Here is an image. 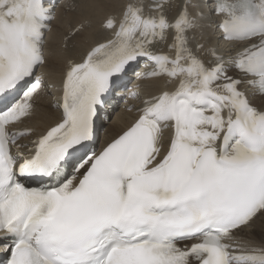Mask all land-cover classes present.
I'll return each mask as SVG.
<instances>
[{"label":"snow or ice","instance_id":"obj_1","mask_svg":"<svg viewBox=\"0 0 264 264\" xmlns=\"http://www.w3.org/2000/svg\"><path fill=\"white\" fill-rule=\"evenodd\" d=\"M0 264H264V0H0Z\"/></svg>","mask_w":264,"mask_h":264},{"label":"bare ground","instance_id":"obj_2","mask_svg":"<svg viewBox=\"0 0 264 264\" xmlns=\"http://www.w3.org/2000/svg\"><path fill=\"white\" fill-rule=\"evenodd\" d=\"M52 46L53 47H58L59 46V38L58 36L55 37V39L52 42ZM57 82L59 81V77H56ZM41 104H46V101H41ZM123 108H124V104L122 105V109L117 112V114L115 115V117L113 118L114 121L117 122V124L115 126L119 127L121 126V121L126 124L128 122V120L130 119L129 114H125L123 113ZM46 118L43 116L42 113L38 112L36 118L31 122L34 126L37 127H43L44 123H46ZM105 140V135L102 133L101 137H100V144L102 145L103 142Z\"/></svg>","mask_w":264,"mask_h":264}]
</instances>
